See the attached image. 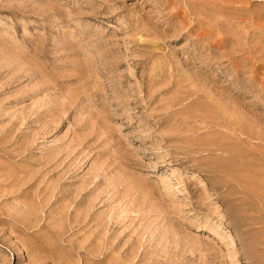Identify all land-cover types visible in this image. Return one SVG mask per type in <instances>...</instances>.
<instances>
[{
    "label": "rangeland",
    "instance_id": "obj_1",
    "mask_svg": "<svg viewBox=\"0 0 264 264\" xmlns=\"http://www.w3.org/2000/svg\"><path fill=\"white\" fill-rule=\"evenodd\" d=\"M0 264H264V0H0Z\"/></svg>",
    "mask_w": 264,
    "mask_h": 264
}]
</instances>
